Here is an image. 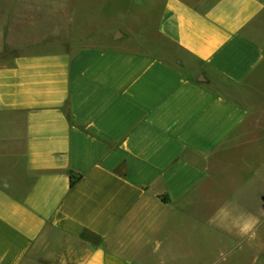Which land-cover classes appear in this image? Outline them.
Listing matches in <instances>:
<instances>
[{"label":"crops","instance_id":"0c3cea01","mask_svg":"<svg viewBox=\"0 0 264 264\" xmlns=\"http://www.w3.org/2000/svg\"><path fill=\"white\" fill-rule=\"evenodd\" d=\"M126 2L141 29L0 12V264H173L216 218L264 251V0Z\"/></svg>","mask_w":264,"mask_h":264},{"label":"rangeland","instance_id":"374dc122","mask_svg":"<svg viewBox=\"0 0 264 264\" xmlns=\"http://www.w3.org/2000/svg\"><path fill=\"white\" fill-rule=\"evenodd\" d=\"M18 0H0V12L14 13L21 11L17 4ZM142 5H130L126 0H66V9L60 11L59 16L63 15L66 21L74 27L82 26L83 30L88 31L96 28L101 30L112 31L116 27L126 30L128 27L141 29L143 27V19H129L132 13L142 16ZM67 14V15H66ZM98 14L99 19L96 18ZM112 16L116 17L112 19ZM51 27L49 26L48 29ZM222 194L218 195L222 199ZM221 204H217L213 208L215 217L222 213ZM203 222L200 218V223ZM213 230V232H211ZM262 245H264V227L261 232ZM194 248L193 258L185 256L177 258L173 264H264V251L260 257L248 252H232L231 242L225 237V230L222 222L217 221L209 230V234L202 230L200 225L197 232H194ZM66 243V242H64ZM66 257L71 255L65 248ZM52 263V259L49 260ZM48 262V263H49ZM56 260L54 264H57ZM49 263V264H50Z\"/></svg>","mask_w":264,"mask_h":264},{"label":"trees","instance_id":"16d2710c","mask_svg":"<svg viewBox=\"0 0 264 264\" xmlns=\"http://www.w3.org/2000/svg\"><path fill=\"white\" fill-rule=\"evenodd\" d=\"M71 184L74 185L80 178V175H76L73 172L70 173Z\"/></svg>","mask_w":264,"mask_h":264}]
</instances>
